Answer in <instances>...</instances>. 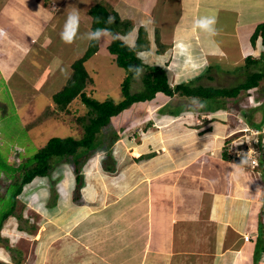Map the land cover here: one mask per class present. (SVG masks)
<instances>
[{
	"label": "rangeland",
	"instance_id": "obj_1",
	"mask_svg": "<svg viewBox=\"0 0 264 264\" xmlns=\"http://www.w3.org/2000/svg\"><path fill=\"white\" fill-rule=\"evenodd\" d=\"M46 1L0 0V264L4 263L3 258L13 264H76L77 262L68 260L62 253L58 254L60 246L58 247L56 242H61V238H64V230H62L61 224L56 223L58 221L69 223L70 218L64 220L62 212L65 210L71 212L70 208L75 207L76 204L87 202L82 192L79 191L87 185L95 184L96 196L94 200L96 202L94 201V204L91 205H95V212L102 214V218L98 220L100 217L97 216L88 230L89 235L83 234L88 241L92 239L95 242L92 243L93 245L100 244L102 251L104 248L102 260L99 263L95 261L93 264H140L138 261L130 259L132 251L125 245L130 239V230L134 231L144 224L143 220H145L141 214L142 206H134L135 198L133 195L130 197V191L137 185L136 183L130 184V179L133 176L130 168L132 169L136 163L144 164L148 158L157 157L161 151L160 148L164 147L162 144L183 141V136L173 139V137L169 138V135L164 140L165 135L179 131V129L185 131L209 129L223 136L234 128L247 127L248 121L244 118V112L246 117H250L253 122H259L264 117L262 112H259V109L252 110L251 108L256 106L255 104L258 102L256 99L263 96L261 90L264 88V80L259 82L260 89L255 88L251 92L241 91L235 98L220 99L219 101L223 100L224 107L214 111L215 113L201 110L200 101H193L196 97L190 98L177 93L168 98L163 94H158L150 101L132 105L114 116L104 129L108 133L114 130L117 139L113 140L110 146L101 142L99 147L91 152L90 157L82 166L85 172L84 185L75 190L73 164L70 160H63L65 162H59L58 165H61L60 168L64 167L65 172L56 175L58 170L56 165L51 175L48 174L26 183L22 193L16 197L12 213L3 218V214L12 208L11 192L16 186L19 173L16 167L25 160L29 162L37 149L51 136L80 137L83 129L74 118L77 115H86L88 110L78 99L71 101L67 106L69 109L66 111L60 110L54 104L51 95L63 86V78L66 80L68 77L71 63L82 55L86 47L91 26V16L87 10L98 0H71V4L67 8L65 5L64 9L70 7L71 10L77 9V12L70 11L65 16L64 19L67 23L53 20L54 22L47 24L46 27H43L44 29L39 28L42 30L35 29V25L30 23V36L36 35L37 30L40 33L35 41L34 38H31V41L34 42H30L24 33L28 27L27 19L36 18V15L39 17L49 16V13L42 7L45 6ZM102 1L109 4L111 9L121 2V0ZM76 3L78 4L75 5ZM80 3L82 4L80 5ZM153 4L167 14L169 21L176 20L172 14H169L174 11L173 5L169 11L166 4L160 1L153 0ZM145 12L150 16L153 15V11L147 12L146 10ZM4 18L7 25L10 22L13 23L15 33L20 36L19 46H17L19 40L14 45L15 47L5 46L4 41L8 38L11 28L5 25L6 29H3L1 23ZM132 24L134 25L132 26ZM139 24L138 21L137 23L133 20L130 21L133 30L140 26ZM187 27L185 26L184 29ZM176 28L179 29V25ZM20 29L23 30V34ZM139 29L140 27H137L136 31L138 32ZM226 30L227 26H225V22H222L216 32L218 39L224 40ZM104 31H101L99 35V49L84 63L92 77L91 83L86 86L85 91L87 95L97 100L112 98L114 101H118L121 99L120 82L126 73L122 67L117 66L113 55L107 50L111 35L108 32L105 34ZM186 40L189 42L185 44L187 50L186 46L184 49L181 48L183 43H180L177 49L182 50L179 53L182 57H176L172 64L175 68L172 67L171 72L175 71L176 74L168 73L171 87L179 79L190 78L193 71L197 70L195 69L196 62L203 65L207 61L213 65L214 69H210L208 72L211 78L202 79L204 85L231 86L245 77L247 68L243 66L244 58L241 60L237 58L238 55H242L238 48L229 47L228 54L220 53L216 56L217 53H215L207 58L205 56L202 58L201 53L194 47L196 53L192 52L184 57V54L188 53L189 47L192 51L193 45L191 41ZM255 43L259 52L257 51V55H254L256 51L253 50L250 56L258 58L264 52V48L260 43ZM168 45H172V43L168 42ZM31 47L35 48L33 54L35 58L30 57L31 54L28 57L27 54H24ZM253 49H256L255 44ZM248 54L249 52L246 55ZM41 55L44 58L42 63L41 58L37 60ZM46 62L47 65H43ZM259 66L264 68V60L259 61ZM250 69L254 68L251 66ZM143 72L144 68H141L133 76L131 91L143 87L141 82ZM55 76H58L61 82H57ZM159 100H164V103L169 102L167 108L174 110L175 113L158 112L157 108L161 105ZM201 101L207 102L204 99ZM208 102L212 103L213 99H209ZM189 105L192 107L187 109ZM177 111L179 113H176ZM226 141L227 139L224 144ZM222 150L226 153L223 154L229 161L244 165L241 159L227 153L226 146H223ZM136 151L137 154H135ZM145 153H150L151 156L137 157ZM161 158H164L162 154ZM103 160L111 166L115 164V170L112 172L103 170L101 168ZM90 180L93 182L92 185L88 183ZM53 183L54 191L52 192L57 193L56 195H52L50 192ZM123 185L125 187L130 185L129 193H125L126 196L121 190ZM199 190L198 194H202L207 190V187ZM152 191L151 200L154 209L158 210L160 206L164 208V217L166 216L168 222L170 214L180 218L184 216V221L176 225L174 234L178 233V236L172 240V247H167L174 253L173 259L168 258L167 252L165 258H159L158 262L154 259V262L148 264H212L211 255L213 254H208V256L204 254L214 249V242H212L214 227L210 221L208 224L200 225L198 219H193L194 217L198 218V211H196L199 205L197 203L198 195L191 196L192 201L187 194L185 197L182 196V200L179 197L176 199L173 197V200L165 198V200L160 194ZM31 192L36 197L32 198ZM76 195H78V200L75 198ZM146 200H141V202H146ZM206 203L210 205V200L203 199L200 206ZM262 204L264 205V198ZM189 207L192 209L189 210ZM145 216L151 222V215ZM133 218L136 219L135 222H133ZM64 229L69 230L68 236L73 235L74 237L85 232V230L69 227V224H66ZM200 230L204 231L202 232L204 245L200 248L201 254H192L189 251L194 248L186 247V241L188 238L194 237V234L196 235L194 239H199L197 234ZM262 231L264 239V223ZM246 234L249 238V233ZM174 241L177 242L175 245ZM85 264H89V262Z\"/></svg>",
	"mask_w": 264,
	"mask_h": 264
},
{
	"label": "crops",
	"instance_id": "obj_2",
	"mask_svg": "<svg viewBox=\"0 0 264 264\" xmlns=\"http://www.w3.org/2000/svg\"><path fill=\"white\" fill-rule=\"evenodd\" d=\"M49 1H46L47 5L42 6L49 13V16L39 17L36 15V18L27 19L28 27L24 33L30 42H34L38 38L40 34L38 30H42L39 28L46 27L47 24H51L54 21L67 23L64 19L65 16L70 11L77 12V9L71 10L70 7L69 9H64L65 5L67 8L71 4V0H52L60 6L58 12L54 13L48 6ZM156 1L166 4L168 10L173 5L174 11L169 12V14H172L176 20L172 21L171 19L169 21L167 14L160 10L159 7H156L153 4V0H121L119 2L120 5L118 6L119 3L116 4L112 10L117 13L122 21L130 22L133 20L136 23L137 21L140 22V26L135 25L140 27L143 32V43L140 48L141 51H138V55L144 61L165 66L168 73L176 74L175 71L171 72V68L174 67L172 64L175 62L176 57H182L179 54L182 50L177 48L180 46V43H183L181 48L184 49L185 44L189 43L186 39L191 41L193 45L192 51L189 47L188 53L184 54V57L187 54L194 53V47L201 53L202 58L204 56L207 58L215 53H217L216 55L220 53L228 54L229 47L239 49L242 53L241 56L238 55L237 57L239 60L243 59L248 52L250 54L252 53L251 51L255 50L254 55H257V51L259 52L256 43V49H253L250 35L258 23L264 22V0ZM123 4L125 5L123 6ZM108 8H110L109 4ZM146 10L147 12L153 11V15L146 14ZM203 19L213 20L209 28L200 26L198 21ZM222 22H225V26H227L224 40H220L216 36L217 28L222 25ZM30 23L35 25V29H38L36 35L32 37L29 30ZM175 24L179 25L180 30L176 28L177 25ZM1 25L4 30L6 29L5 25L11 28L8 38L4 41L5 46L10 45L15 47L14 45L18 40L17 46H19L21 39L15 33L13 23L10 22L7 25L4 18ZM185 26L188 27L184 29ZM137 27H135V30L131 27L128 31L118 34L126 43L134 46L138 34L136 31ZM20 31L23 34V30L20 29ZM104 32L105 34L107 33L106 30ZM41 36L43 35L41 34ZM31 38H34V41H31ZM145 38L150 40L151 47L149 50L144 49ZM156 42L158 45H156ZM168 42L169 44L172 43V45L167 46ZM255 42L260 43V38H257ZM33 47L24 52V54H27V57L35 53V48ZM185 48L187 50V46ZM196 61L197 59L195 58ZM196 63L195 69L197 70L193 71L192 76L186 80L179 79L176 83L187 82L192 78L204 74L208 62L206 61L203 65L199 62ZM43 65H47V62ZM55 77L57 82H61L58 76ZM63 80L65 81V78ZM180 131L183 132L180 133ZM168 135L169 138L173 137V139L183 136L184 140L171 144H162L165 148H160V153L164 158H161V154L158 153L159 155L155 154L158 155L157 157L148 158L144 164L138 165L136 163L132 169L130 168V172L133 173L130 184H137L130 191V197L133 195L135 198L133 202L134 206H142L141 214L145 219L143 220L144 224H141L134 231L130 230V239L125 244L132 251L130 259L138 261L140 264H148L149 262H154V259L158 262L159 258H165L167 252L169 254L168 258L170 260L173 259L174 253L169 251L167 247H172V240L177 238L178 233L177 235L174 234L176 225L183 223L184 216L180 218L179 216L175 217L177 215L173 216V214H170L168 222L166 216L164 217L165 209L161 206L158 207V210L153 207L151 195L152 190H154L161 195L162 199L173 200V197L175 199L179 197L182 200V196L185 197V194H187L190 196V201H192V197L198 195L197 203L199 205L196 208L198 218L194 217L193 219H198L200 225L208 224L210 221V224L214 227L212 230L214 249L204 254L206 256L213 254L211 255L212 264H264V253L261 254L255 247L256 237L258 232L262 231L264 223V205L262 204V199L264 198V173L262 169L260 167L252 169L244 162V165L241 166L229 161L223 154L222 136L209 129L204 131H196L194 129L185 131L179 129V131L165 135L164 140H166ZM140 156L141 154L137 157ZM88 183L92 185L93 182L90 180ZM153 187L156 188L153 189ZM206 187V191L198 194L200 192L199 189ZM129 188L130 185L128 187L123 185L121 190L124 194H128ZM80 192H82L87 202L76 204L75 207L70 208L71 212L66 210L62 212L64 220L70 218L69 223H66L67 221L55 222L56 224H61L63 226L62 230H64V238H61V242H56L57 246H60L58 254L62 253L68 260L77 262L76 264L88 262L89 264H93L95 261L99 263L102 260L104 248L102 251L100 244V247H98L99 245H93L92 243L95 242L92 239L88 241L83 235L86 233L89 235L88 230L97 216L100 217L98 220L102 218V214L95 212V205H91L95 201L96 184L93 186L87 185ZM33 194H31V197H36ZM143 198H146L148 202ZM203 199L210 200V205L206 203L200 206ZM141 200H146V202H141ZM171 205L173 206V204ZM191 209L189 207V210ZM145 215H151V222L148 221ZM73 219L75 220L71 222ZM135 220L133 218V222ZM163 220L165 223H163ZM66 224L77 230H85V232L75 237L73 235L68 236L69 230L64 229L66 228ZM128 227L130 228V226ZM202 232L204 231L200 230L197 234L199 235V239H194L196 237L195 234L191 239H187L185 246L194 248V250L189 251L190 253L201 254L200 248L204 245V241H202L204 234ZM246 233H249L250 237L244 240L242 236ZM176 243L174 241V245ZM178 253L180 254V252ZM6 262L12 263L5 259L3 264H6Z\"/></svg>",
	"mask_w": 264,
	"mask_h": 264
},
{
	"label": "trees",
	"instance_id": "obj_3",
	"mask_svg": "<svg viewBox=\"0 0 264 264\" xmlns=\"http://www.w3.org/2000/svg\"><path fill=\"white\" fill-rule=\"evenodd\" d=\"M45 5L47 4L45 3ZM87 11L91 16V26L90 30L88 29L89 38L86 47L82 55L71 63V71L63 86L51 95V99L60 110L63 109L66 111L69 109L67 106H69L71 101L75 99H78L88 108L86 115H77L74 118V120L81 124L83 133L78 138L70 135L64 137L51 136L41 147L37 149L29 162L25 160L16 167L19 173L18 179L15 183L16 186L11 192L12 208L3 214V218L12 213L16 203V197L22 193L26 183H29L33 179L44 177L48 174L51 175L56 165L58 167L56 175L61 174V172H65L66 169L64 167L60 168L61 165H58L59 162H65L63 160H70L73 164L72 172L74 175L73 180L75 183V190H78L82 185H84L85 172L82 169L83 164L90 157L91 152H93L95 148L99 147L101 142L102 144L107 143L108 146H110L111 142L117 139V134L114 130H111L108 133V131L105 132L104 129L110 124V121L114 116L132 105L150 101L158 94H163L164 97L168 98L177 93L190 98L196 97L193 101H200L201 110L215 113L214 111L224 107L222 104L223 100L219 101L220 99L235 98L241 91L251 92L255 88L260 89L261 85L259 82L264 80V68L259 66V61L264 60V54H262L264 52H262L261 56L258 58H253L250 54L244 57L245 62L243 66L247 68L246 75L243 80L234 85H204L202 83V79L211 78L208 72L210 69H214L212 63H208L204 74L192 78L187 82L176 83L171 87L169 85V75L165 66L144 61L138 55L141 51L140 48L143 43L141 28L138 30L135 45L130 46L118 34L120 32L128 31L131 28L130 22L120 20L117 13L108 8L107 3L105 4L103 1L96 2L92 4ZM103 30H106L111 35V39L107 44V50L113 55V60L117 66L122 67L126 73L120 82L121 99L118 101H114L112 98L97 100L96 98L87 95V92L85 91L86 86L91 83L92 77L89 75L84 63L99 49V35ZM257 38H260V43L264 48V22L258 23L251 33L250 42L252 45L255 44V40ZM145 39L146 42L144 49L149 50L151 47L150 40L148 38ZM156 40L158 41V39ZM156 45H158L157 42ZM32 55L33 54H31L30 57L35 58V55ZM40 58L42 63L44 58L41 55L37 58V60ZM251 66L254 69H250ZM141 68H144V72L141 75L143 87L139 90L131 91L130 86L132 78L140 71ZM261 92L263 96H261L260 99H256L258 102L255 104L256 106L251 109H259V112L261 111L264 116V88ZM202 99L207 102H202ZM209 99H213V102L209 103ZM160 102L161 105L157 108L158 112H167L171 114L175 113L174 110L167 108L168 104H170L169 102L164 103V100ZM190 105L187 109L192 107ZM176 113L179 112L177 111ZM244 118L250 124L257 127H259L262 122V120L259 122H253L250 117H246L245 112ZM145 155L151 156L150 153H145L141 154L140 157ZM101 167L105 171L112 172L115 170V164L111 166L104 160L101 162ZM54 183L50 190L52 195L57 194L52 192L54 191ZM75 198L78 200V195H76ZM255 247L261 254L264 253V239L262 237V231L258 232Z\"/></svg>",
	"mask_w": 264,
	"mask_h": 264
},
{
	"label": "built area",
	"instance_id": "obj_4",
	"mask_svg": "<svg viewBox=\"0 0 264 264\" xmlns=\"http://www.w3.org/2000/svg\"><path fill=\"white\" fill-rule=\"evenodd\" d=\"M223 139H227L224 146L229 155L241 159L252 169L258 166L264 169V119L259 127L235 128L227 132ZM243 239L247 240L248 235L244 234Z\"/></svg>",
	"mask_w": 264,
	"mask_h": 264
},
{
	"label": "clouds",
	"instance_id": "obj_5",
	"mask_svg": "<svg viewBox=\"0 0 264 264\" xmlns=\"http://www.w3.org/2000/svg\"><path fill=\"white\" fill-rule=\"evenodd\" d=\"M48 6H49V8H50V10H52L54 13H57L58 12V10L60 9V6L58 5V4H56V3H54L52 0H50L49 2H48ZM198 23L200 24V26L201 27H204V28H209L210 27V25L213 23V20L212 19H203V20H200V21H198ZM263 119H264V117H263ZM263 119H262V122H263ZM261 122V123H262ZM249 126H255V125H252V124H250L249 122H248V125H247V127H249ZM261 126V125H260ZM235 129V128H234ZM233 129V130H234ZM232 131V130H231ZM228 132H230V131H228ZM227 133V132H226ZM225 133V134H226ZM224 134V135H225ZM224 135L222 136V139L224 138ZM224 140L225 139H223L222 141H223V143H222V147L224 146ZM258 167H260L261 169H262V167L261 166H258ZM102 168V167H101ZM262 171H263V173H264V169H262ZM3 260H5L4 258H3ZM6 263H8V262H6Z\"/></svg>",
	"mask_w": 264,
	"mask_h": 264
},
{
	"label": "bare ground",
	"instance_id": "obj_6",
	"mask_svg": "<svg viewBox=\"0 0 264 264\" xmlns=\"http://www.w3.org/2000/svg\"><path fill=\"white\" fill-rule=\"evenodd\" d=\"M136 150V149H135ZM135 153V152H134ZM135 154H137V151H136V153Z\"/></svg>",
	"mask_w": 264,
	"mask_h": 264
}]
</instances>
